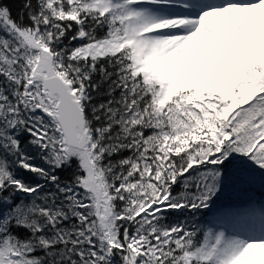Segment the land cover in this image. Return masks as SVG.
<instances>
[{
    "label": "snow or ice",
    "instance_id": "1",
    "mask_svg": "<svg viewBox=\"0 0 264 264\" xmlns=\"http://www.w3.org/2000/svg\"><path fill=\"white\" fill-rule=\"evenodd\" d=\"M0 264H264V0H0Z\"/></svg>",
    "mask_w": 264,
    "mask_h": 264
},
{
    "label": "trees",
    "instance_id": "2",
    "mask_svg": "<svg viewBox=\"0 0 264 264\" xmlns=\"http://www.w3.org/2000/svg\"><path fill=\"white\" fill-rule=\"evenodd\" d=\"M13 14L15 15V8H14ZM254 195L257 198H261V193H259V192L255 193Z\"/></svg>",
    "mask_w": 264,
    "mask_h": 264
},
{
    "label": "rangeland",
    "instance_id": "3",
    "mask_svg": "<svg viewBox=\"0 0 264 264\" xmlns=\"http://www.w3.org/2000/svg\"><path fill=\"white\" fill-rule=\"evenodd\" d=\"M257 198V197H256ZM257 199H259V198H257Z\"/></svg>",
    "mask_w": 264,
    "mask_h": 264
}]
</instances>
